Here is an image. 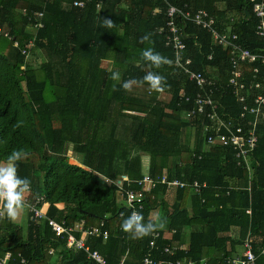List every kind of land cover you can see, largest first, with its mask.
Masks as SVG:
<instances>
[{"label": "trees", "instance_id": "1", "mask_svg": "<svg viewBox=\"0 0 264 264\" xmlns=\"http://www.w3.org/2000/svg\"><path fill=\"white\" fill-rule=\"evenodd\" d=\"M169 6L190 13L205 10L216 18L220 31L236 34L244 48L253 52L262 48L251 0H0V27L10 36L0 35V163L13 150H23L18 175L31 181L32 199L44 197L49 203L48 218L67 227L81 221L90 227L105 219L108 238L89 236L86 242L108 264H118L123 257L126 264H141L148 255L225 264L248 234L255 239L256 253L264 246V122L258 127L251 178L237 165L230 148L207 147L204 127L209 119L185 117L202 91L173 64L175 52L166 44ZM103 19H110L113 26L101 27ZM37 23L43 26L35 34L27 30ZM175 23L187 47L185 57L192 60L190 68L218 82L212 97L220 103L219 114L237 121L243 105L226 87L230 50L216 45L208 31L182 16ZM145 34H150L149 40L142 42ZM148 47L170 63L159 68L146 63L141 51ZM33 53L43 57L39 69L29 59ZM110 59L111 67L102 68ZM256 68V81L264 83V65L242 66L249 86ZM114 70L121 81L158 72L165 88L156 92L141 83L125 91L109 79ZM248 94L251 106L252 99L264 92L252 88ZM146 173L155 180L167 173L169 179L198 182L201 189L191 193L188 209L181 205L188 189H177L176 201L169 206L167 186L159 183L146 194L140 214L163 226L133 239L120 227L131 210L118 201L127 190L141 189L137 181ZM123 177L128 181L122 191L107 182ZM154 210H159L156 221L150 219ZM0 223V253H12L10 264H97L83 251L66 249L67 236L58 237L47 220L29 221L26 231L6 215ZM187 228L188 247L173 258L163 254L167 246L186 244ZM234 228L238 238L229 235ZM166 230L176 233L164 239ZM158 231V249L151 251ZM51 246L63 254L62 262L48 255ZM258 263L264 264V256Z\"/></svg>", "mask_w": 264, "mask_h": 264}, {"label": "built area", "instance_id": "2", "mask_svg": "<svg viewBox=\"0 0 264 264\" xmlns=\"http://www.w3.org/2000/svg\"><path fill=\"white\" fill-rule=\"evenodd\" d=\"M253 4V13L258 19L257 34L262 39V48L258 51H251L244 48L238 43V36L231 34L230 31H220L217 27V20L205 10H199L196 13L183 12L182 9L175 6H169L167 10L168 22L166 25L167 31V46L172 47L175 52V59L173 64L183 73L188 79L200 88L202 92L198 93L194 100V109L185 114L187 120H193L198 117L206 116L210 124L205 125L204 133L207 135V147H214L220 145L230 148L235 155L237 165L245 169L250 178L254 172L252 166V154L255 151L258 142V127L264 122V94L254 97L251 101L252 105H247L249 101V90L257 89L264 92V83L256 81L259 73V68L253 72V83L248 85L245 81L242 71V66L245 64H254L260 62L264 65V0H251ZM75 5L82 7V2H76ZM177 16H182L188 21H192L199 28L208 31L214 43L218 46L230 50V73L226 87L231 90L236 100L243 105V111L237 121L227 120L219 114L220 103L216 101L212 94L217 89L218 82L206 77L203 73L194 71L190 68L192 60L185 57L187 47L183 42L182 32L176 25L175 20ZM42 17V14H39ZM43 26L42 23H37L33 28L28 27L27 30L35 34L36 30ZM164 28L159 30L160 33L165 31ZM0 35L10 37L9 33L0 27ZM15 46L18 43L15 42ZM34 46L31 42L30 48ZM29 51L24 49L23 54L28 55ZM211 59V57H210ZM248 114L253 118H249ZM128 181L126 177L118 179L115 182L108 181L115 184L120 191L124 190V182ZM141 187L139 190H127L121 194L125 200L126 206L131 211L135 210L141 212L144 209L146 194L154 190L159 183L167 186V190H177L186 188L193 193H199L201 185L198 182L186 183L178 179H169L167 173L161 179L155 180L148 173L137 181ZM206 187V184H202ZM32 187L28 193L25 194L24 207L28 211L29 221H37L41 223L47 220L48 226L52 232L56 233L58 237L67 236L66 249L74 252L83 251L87 254V258L97 264H108L107 259L98 251H92L87 245V238L89 236H103L107 239L109 236L106 227V220L103 219L98 225L86 226L85 221L78 222L73 227H67L64 222L60 223L54 219L47 217L49 203L44 201V197L31 198ZM2 212V209H0ZM251 213V211H248ZM122 216V214H121ZM5 215L0 214V220ZM1 225V223H0ZM76 233H80L81 237L77 238ZM172 233H176L174 230ZM161 237L160 232L153 235V240L150 243L152 250H157L158 240ZM255 239L252 235L248 234L243 242V253L234 257H228L225 264H259L258 259L264 256V246L259 249V253L255 252ZM181 246L170 247L167 246L163 250V254L173 258ZM51 257H57L60 262L63 261V254H59L58 247L51 246L48 251ZM13 260V255L10 252L0 253V264H10ZM126 258L123 257L118 264H126ZM24 262V261H23ZM141 264H198L192 259H177V260H158L152 256H146Z\"/></svg>", "mask_w": 264, "mask_h": 264}, {"label": "clouds", "instance_id": "3", "mask_svg": "<svg viewBox=\"0 0 264 264\" xmlns=\"http://www.w3.org/2000/svg\"><path fill=\"white\" fill-rule=\"evenodd\" d=\"M101 27L111 28L113 22L110 19H103ZM150 34L141 37V41H148ZM141 57L153 68H159L161 64L170 63V61L155 52L153 48L148 47L141 51ZM109 79L120 84L125 91H132L133 86L141 83L146 84L148 88L156 92H162L165 88L164 77L158 72L147 71L141 79L135 77L121 81L119 71H112ZM115 88V84L113 85ZM23 150H13L9 153L3 163H0V214L6 215L10 221H15L24 206L25 194L31 189V181L27 177L18 175V162L23 159ZM162 224H155L151 221H145L142 214L133 210L123 219L120 227L122 231L128 233L133 239H142L150 235L156 228L162 227ZM264 254V253H262Z\"/></svg>", "mask_w": 264, "mask_h": 264}, {"label": "crops", "instance_id": "4", "mask_svg": "<svg viewBox=\"0 0 264 264\" xmlns=\"http://www.w3.org/2000/svg\"><path fill=\"white\" fill-rule=\"evenodd\" d=\"M219 7H220V9H224L225 8V6L223 4H220ZM147 165H148V163H147ZM176 191L177 190L171 189V190H169L167 192L166 197L167 196H169V197L171 196V198H172V200H171L172 202H170L171 205H173L175 203V201H176ZM191 193H192V191H190V190L189 191H186L185 197H184L183 201L181 202L182 207H187L188 209H190V205H191L190 196H191ZM166 197H165V200L168 201ZM121 198L122 197H120L119 199H121ZM118 203H119V201H118ZM123 205L126 206V204H123ZM158 218H159V210H154V211H152L150 213V219L151 220L156 221V220H158ZM28 224H29V217H28ZM27 227H28V225H27ZM233 230L239 236V230L237 228H234ZM233 230L229 233V235L232 236L233 238H238V236L236 237V235H233V233H232V232H234ZM158 232H160V231H158ZM190 232H191V229L190 228L185 229V233H186V244L181 245V247H183V249H186L188 247ZM172 236H173V233H172L171 230H166L164 232V239L165 238L166 239H171ZM177 246H180V245H177ZM242 253H243V243H242V245H239V246L236 247L235 253H234V255L232 257H234V256H236L238 254H242ZM55 258H57V257H55ZM57 260L59 261L58 258H57Z\"/></svg>", "mask_w": 264, "mask_h": 264}, {"label": "rangeland", "instance_id": "5", "mask_svg": "<svg viewBox=\"0 0 264 264\" xmlns=\"http://www.w3.org/2000/svg\"><path fill=\"white\" fill-rule=\"evenodd\" d=\"M31 49H33V46L31 47ZM29 59L31 60V62H32V64L34 65V68H38L39 69V65H40V63H41V61H43L42 59H43V57L41 58V54H38L37 56H36V53H33L31 56H29ZM112 63V59H110L109 60V63H108V65L106 66V67H104L103 66V64H104V62L101 64V67L102 68H106V69H109L110 68V66L112 65L111 64ZM168 97L169 96H165V97H163L164 99H168ZM188 138H189V140H190V143L192 144V142H193V135H188ZM72 153L71 152H69L68 153V155L70 156ZM71 157V156H70ZM71 159H72V161L73 162H75V163H77V161L75 160V158L72 156L71 157ZM147 163H148V159L147 158H145V165H147ZM78 164V163H77ZM167 198V202H168V204H169V206H171V203L170 202H172L171 200H172V198H171V196L169 197V196H167L166 197ZM119 203H120V205H123V204H126V202H125V200L124 199H119ZM15 222L17 223V224H19L23 229H24V231H26V229H27V225H28V211H27V209L23 206V208L21 209V211H20V213H19V215H18V217H17V219L15 220ZM234 231V230H233ZM233 233V235H236V237L238 236L236 233H235V231L234 232H232Z\"/></svg>", "mask_w": 264, "mask_h": 264}, {"label": "water", "instance_id": "6", "mask_svg": "<svg viewBox=\"0 0 264 264\" xmlns=\"http://www.w3.org/2000/svg\"><path fill=\"white\" fill-rule=\"evenodd\" d=\"M146 169H147V170L149 169V165L146 166Z\"/></svg>", "mask_w": 264, "mask_h": 264}]
</instances>
